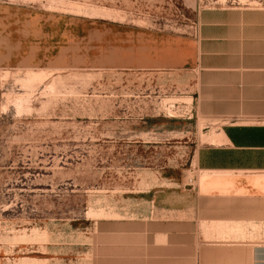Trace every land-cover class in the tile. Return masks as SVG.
<instances>
[{"label": "rangeland", "instance_id": "374dc122", "mask_svg": "<svg viewBox=\"0 0 264 264\" xmlns=\"http://www.w3.org/2000/svg\"><path fill=\"white\" fill-rule=\"evenodd\" d=\"M244 8L264 35V0H0V264H86L151 171L193 179L195 73L151 67Z\"/></svg>", "mask_w": 264, "mask_h": 264}, {"label": "crops", "instance_id": "0c3cea01", "mask_svg": "<svg viewBox=\"0 0 264 264\" xmlns=\"http://www.w3.org/2000/svg\"><path fill=\"white\" fill-rule=\"evenodd\" d=\"M242 13L205 32L200 26L192 52L177 45L173 62L151 67L189 64L195 73V130L204 140L193 179L190 171H151L160 183L133 190L138 206L129 216L102 220L104 228L97 220L86 264H264V35L249 8Z\"/></svg>", "mask_w": 264, "mask_h": 264}]
</instances>
